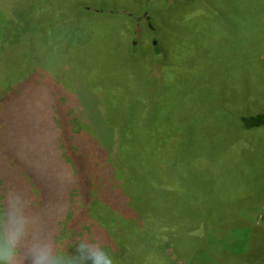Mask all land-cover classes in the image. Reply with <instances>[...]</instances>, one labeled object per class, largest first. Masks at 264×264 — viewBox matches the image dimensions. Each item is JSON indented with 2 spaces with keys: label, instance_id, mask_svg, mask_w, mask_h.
I'll return each mask as SVG.
<instances>
[{
  "label": "rangeland",
  "instance_id": "1",
  "mask_svg": "<svg viewBox=\"0 0 264 264\" xmlns=\"http://www.w3.org/2000/svg\"><path fill=\"white\" fill-rule=\"evenodd\" d=\"M110 1L122 8L115 10V16L83 12L80 20L85 24L106 20L119 23L123 18L117 14L123 13L121 11L128 9L135 13L144 28H148V24L153 26L139 36L144 53H150L146 43L150 35V38L157 36L163 49L159 56L153 55L154 62L161 65V73L157 76L151 67L147 69L132 62L128 70H124L120 66L128 62H125L128 58L125 55L116 62L98 64L100 71L103 70L101 78L86 79V84L72 69L75 85L66 89L58 80L60 74L49 72V64H42L43 68L38 69L41 62L33 53L29 71L15 83L6 85V89L14 94L12 104L19 98L25 108L22 116H15V121L24 127L21 141L26 137L38 141L24 148L32 153L36 151L39 161L44 162V157L49 159L52 145L49 131L53 134L63 131L62 125L68 132L92 129L98 134L101 147L95 148V143H91L93 138L87 132L81 142L85 141V153L93 160L96 156V162L104 167L102 171L96 169L93 162H87L88 172L77 176L78 180L69 189L64 188L60 179L65 169L72 167L66 154L71 143L66 145L59 137L54 145L60 160L55 158V163L47 167V178H41L39 182L40 185H52L53 194L39 191L32 176L23 170L19 180L11 184L12 171L16 176L22 168L17 167L18 162L15 164L8 159L7 168L11 172L4 178L0 175V201L9 186L21 184L19 190L28 198V185H34L31 199L28 198L33 234L49 239L56 249L68 254L74 252L80 238L87 237L92 242H99L112 255L115 264H150L147 261L151 264H198L197 261L231 264L233 257L234 261L239 257V254L237 257L233 254L241 250L236 245L244 248L243 240L249 234L248 229L233 231L232 224L240 219L241 223L264 226V128L241 131L238 121L242 115L264 111V0H212L216 4L212 13L205 0H201V5L193 3L191 9H175L170 4V10L164 16L163 0H144L147 5L156 6L151 13L140 10L145 6L143 0ZM29 8L27 0H14L11 4L10 18L13 19L5 27L0 51L4 42L15 43L13 41L20 35L30 34L27 31ZM91 8L97 11V8ZM152 17L153 25L147 23ZM140 24L139 30L142 29ZM89 32L92 36L96 34L93 29ZM133 40L130 38L131 42ZM82 45L87 53L92 47L84 36L79 43L80 50L75 54L81 53ZM146 70L153 72V80L151 76L148 80L136 75L138 71L147 73ZM95 84L102 85L101 89ZM33 86L38 87L41 95L23 96ZM145 101L152 105L150 111L154 114L149 126L146 125L147 116H138L142 111L139 110L141 103ZM29 103H35L36 107L31 110ZM45 107L52 120L48 137L44 131ZM31 111L37 116L31 118ZM128 113L134 115L132 122L126 124L124 118ZM120 127L137 133L147 128L154 135V145L145 150V154L153 159L152 175H147L144 182L140 180L139 195L134 196L135 204L128 208L129 214L140 220L135 225L131 216L120 215L128 200L118 186L121 181L113 176L110 182L105 176L94 178V187L90 191L100 195L95 197L100 203L91 202L89 208H85V198L78 187L91 171L112 175L113 167L102 162L101 154L115 153L113 145L111 150L108 147L111 141H107V135H115ZM167 135L176 136L172 149L168 140L165 141ZM43 142L48 149L42 152ZM71 142L75 144V138ZM23 145L15 148H23ZM165 154L171 155L165 157ZM173 162L176 167L170 176ZM77 163L81 165L76 161L74 168ZM178 194L184 195L186 202L194 201L188 210L194 212L199 206L197 209L204 214L203 218H186L194 217L188 210L184 216H177L172 209L149 218L154 212L178 201L181 198ZM35 199L43 200L40 206L33 203ZM219 213L225 216L224 222L213 218L212 215ZM176 244L179 245L177 249L173 248ZM136 245L140 246V252L134 255ZM257 246L256 259L251 258L249 247L245 251L242 248V256L247 262L264 263V240L261 239ZM197 249H202L201 255L188 259V254Z\"/></svg>",
  "mask_w": 264,
  "mask_h": 264
},
{
  "label": "trees",
  "instance_id": "2",
  "mask_svg": "<svg viewBox=\"0 0 264 264\" xmlns=\"http://www.w3.org/2000/svg\"><path fill=\"white\" fill-rule=\"evenodd\" d=\"M53 1L54 0H27V5H29L30 7L28 10L30 23L29 30L27 31H29L30 34L20 35L13 41L15 43L6 44V42H4L3 48L0 51V95L4 92L3 96H0V153H2V155L0 156V175L2 176V178H4L5 174H10L11 170L7 168V161L8 159H11V162L15 164L18 162L17 167L22 168L19 169L20 171L16 176L14 175V170L12 171L13 174L12 176L10 175L11 184L13 182H16V180H19L18 177L23 170L28 173V176H32L33 183L35 186H37L39 191H45L44 193L47 195L53 194L52 185L43 184V186L40 185L39 182L42 181L41 178H47V167L55 163L56 157L58 159L60 157L59 154H56L54 145L56 140L60 137L59 139H61L62 142L64 141L66 145H69V142L71 143L69 147L70 151H68L67 149L66 154L71 159L70 165L72 167L71 169H65L64 174H61L60 179V182L66 189H69L70 186L74 185L72 183L78 180L76 179L77 176L85 175V172H88V169L86 167L87 162H93V164H95L96 166V169L100 170L101 168L103 171L104 166L100 165L98 161L96 162V156H94L93 160L85 153L86 147L83 146V144H85V141L81 142L82 140H85L83 138L86 136V132L90 133V136L93 138V140H91V143H95V148L101 147V141L98 134H96L92 129H86V132H68V130L62 125L63 131H54V134L49 131V138L52 139V145H50L49 148L51 150L49 152V159H47L46 157H44L45 155H43L44 162H40L36 151L35 153H32L31 151H28L24 148V146H31L33 144H36L38 141L27 139V137L26 139L24 138V140L21 141L22 139L20 137L23 133L24 127L19 123V121H15V116L17 114L22 116L25 112V108L19 102V98L12 104L14 94L9 89H6V85H8L9 83H15L18 79L22 78L27 71H29L30 66L33 63V60L31 58V55L33 53H35V55H38L41 62H39L40 64L38 65V69L41 70L43 68L42 64H49L47 66L50 70L49 72L54 75H58V73L60 74L59 77H57L59 82L64 84H61L62 87L71 89L75 85L72 83L74 75V71L72 69H75L77 78L82 79V81L86 84V79L88 80L101 78L103 70L101 69L100 71L98 64L106 62H116L125 55L128 56L125 62H128L123 63V65L120 66L124 70H128L130 66L129 63H138L144 65V68L147 67V69H150L151 67L156 71V75L158 76V74L161 73V65L154 62L153 55L159 56L161 51L163 52L157 36L154 35L152 36V38H150V35L148 36L149 39L146 42L148 44V50H150V53H144L145 51L140 46L139 36H141V33L144 30L150 28V26L148 24V28H144L143 25L140 24L141 21L136 18L135 13L129 12L130 10L128 11V9L125 10L126 12L123 11V13L117 14L118 16L123 18L119 23L108 22L106 20L102 22H96L94 24H85L84 22H82L84 20H80L83 12L115 16V10L122 9L120 6H118L119 4L113 3L110 0ZM163 1L165 5L164 10L162 11L163 16L167 15V11L170 10L168 8L170 4L174 5L173 8L175 9L179 7L191 9L192 4L195 2L201 5V0H172L171 3L169 0ZM211 1L212 0H205L206 4L210 7V12L212 13L215 10L216 4H214L213 1L212 3H210ZM13 2L14 0H0V41L4 36L5 27H7L9 22H11L13 19L10 18V6ZM144 2L145 6H143V8H141L140 10H150V13L153 12L152 9H154L156 6L151 7V5H147L146 1L143 0L142 3ZM91 7L97 8V11H93ZM189 11L190 10H188L187 12ZM190 15H192V12L190 13ZM78 18L81 22H79ZM147 23L152 24L153 17L149 19ZM82 24L85 27H83ZM139 24L142 27V29L140 30L138 29ZM88 28L96 31L95 36L91 35ZM154 31L156 34L157 29L154 28ZM84 36H86V42L92 47L87 53V50H85L84 46L82 45V48L84 50L82 49L81 53L75 54L76 52H79V43L81 38L83 39ZM130 38L134 39L133 42H136V44H133V42L130 41ZM56 58L58 60H56ZM157 62L162 64L164 63L161 61ZM34 63L37 62L34 61ZM66 64L67 66H65ZM72 66H75V68H72ZM64 67L67 68L64 70ZM146 71L147 73H145L144 71H138L136 75H142L146 77V79L149 78L148 80H151V78L153 80V72L151 73L149 70ZM98 86L100 88L102 85L95 84V87ZM38 91V87L33 86L31 89L25 91L23 93V96H29L31 94L36 95V93L41 95ZM98 93L101 96V92L98 91ZM28 106L32 110V108L36 107V104L29 103ZM150 109L152 110V105L148 101L142 102L139 109L142 111L138 114V116L144 115L148 117V120L146 122L147 126L151 124V122L149 121L150 118L154 117V114L151 113ZM44 110V120L46 123L44 131L45 135L48 137L47 132L49 130V124L52 120L49 117L47 107H45ZM31 113L33 114L31 118L37 116L36 113H33L32 111ZM3 114L7 116L3 118ZM133 115L134 113L126 114L124 118L126 124L132 122L131 119ZM139 121L140 120H138L137 123H140ZM238 121L241 123V131L264 128V111L250 115H242ZM141 123L144 122L141 121ZM140 132L141 133H137L135 131L133 132L132 130H127L124 128L121 129L120 127L118 132H116L117 134L115 133V135H107V141H111V143L108 144V147L111 150V147L113 145L115 147V153L109 151L112 157L110 155L108 156V154H101L104 157L103 161H101L110 163V165L113 167L112 175L109 177V175H105L104 172H102L101 174H95L94 172L92 173V171L91 173H87V177L85 178V180L81 181L84 182L83 185L78 186L79 191L85 198L83 202L85 208H89L91 202L95 204L100 203V200H96L95 198L96 196L98 197L100 195L96 194L94 190L90 191V188L94 187L92 183L93 179H101L105 176L109 178L110 182L113 176L115 180L121 181L118 186L122 188L128 199L124 205V210H122V213L120 214L121 217L131 216L132 219L130 220L133 225H135L136 223H140V220L137 219L136 216L129 214L128 208L132 207L135 204L133 203V198L134 196L137 197V192L140 187L139 184L141 185V183L144 182V178L152 173L154 165L152 157L148 156L149 154L147 153L145 154V150L148 147L152 146V144L154 145V135L147 128L144 130H140ZM79 137L81 138V140H79ZM74 138L76 142L75 144H72L74 141L71 142V139ZM175 138V135L166 136L165 141L167 142L168 140L169 147L171 149L173 143H175ZM19 144H24L23 148L19 147L18 149H16L15 147ZM42 147H44L43 149L41 148L42 152L48 149V145H44ZM170 155L171 154H165V157H168ZM27 156H29V159L26 158ZM112 158L114 160H112ZM76 161L80 162L81 165L79 166V163H77V167L74 168L73 165H75ZM14 166L16 167V165ZM175 167L176 166L174 165V162L173 164L171 163V173H169L170 176L173 174V171H175ZM140 180L142 181L141 183ZM34 185H28V191L33 192ZM14 186L19 190L21 184H17ZM85 187L89 188L86 190ZM30 192L28 193L29 199H31ZM79 195L81 196V198H83L80 193ZM180 197L181 198L178 201H175V203L171 205L168 204L165 209L158 210L157 212L151 214L149 218L152 219V217L159 216L169 211L170 209H172L177 216H184L185 212L191 206V202L194 201L189 200L186 202V198L184 195H181ZM41 202H43V200L35 199V201H33L36 206H40ZM145 202L147 203V201ZM197 208H199V206ZM197 208L194 209V212H192L191 210L187 211L189 214H194V217L186 216V218H203L204 214L200 211V209ZM212 216L219 222H224L225 220V216L221 213ZM239 221L241 220L237 219L235 223L232 224L231 229L233 231L248 229L249 234L245 237L246 240H243L245 241V247L242 248L245 251L247 247H249L250 249L247 250L250 251L251 258L256 259L259 247L257 246V244L261 239L264 240V226H257V224H253L250 222L241 223ZM143 222L145 223L146 221ZM178 246L179 245L176 244V247L174 245L173 248L177 249ZM236 247L240 248L241 250L235 252L233 255L237 257V254H239V257L234 261V257L232 256L233 259L230 261L231 264H264L247 262L246 259L242 256L243 252H241V245H236ZM134 249V255L135 253L140 252V246L136 245ZM147 249L151 251L150 248ZM200 252H202V249H197L193 253L188 254V259L200 256ZM152 255L153 254H151L150 256ZM146 263L151 264L152 262L147 261ZM197 263L201 264L198 261Z\"/></svg>",
  "mask_w": 264,
  "mask_h": 264
},
{
  "label": "clouds",
  "instance_id": "3",
  "mask_svg": "<svg viewBox=\"0 0 264 264\" xmlns=\"http://www.w3.org/2000/svg\"><path fill=\"white\" fill-rule=\"evenodd\" d=\"M30 201L15 186H9L0 201V264H115L99 243L80 238L74 252L58 250L49 239L33 234Z\"/></svg>",
  "mask_w": 264,
  "mask_h": 264
},
{
  "label": "flooded vegetation",
  "instance_id": "4",
  "mask_svg": "<svg viewBox=\"0 0 264 264\" xmlns=\"http://www.w3.org/2000/svg\"><path fill=\"white\" fill-rule=\"evenodd\" d=\"M150 26V25H149ZM151 28H153V26H150Z\"/></svg>",
  "mask_w": 264,
  "mask_h": 264
},
{
  "label": "water",
  "instance_id": "5",
  "mask_svg": "<svg viewBox=\"0 0 264 264\" xmlns=\"http://www.w3.org/2000/svg\"><path fill=\"white\" fill-rule=\"evenodd\" d=\"M121 12H123V11H121Z\"/></svg>",
  "mask_w": 264,
  "mask_h": 264
}]
</instances>
